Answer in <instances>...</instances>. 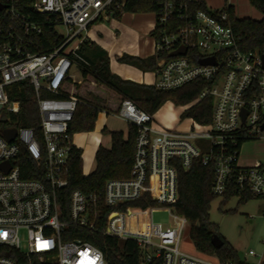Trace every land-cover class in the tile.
<instances>
[{"label":"built area","instance_id":"2783aa9c","mask_svg":"<svg viewBox=\"0 0 264 264\" xmlns=\"http://www.w3.org/2000/svg\"><path fill=\"white\" fill-rule=\"evenodd\" d=\"M198 1L160 4L150 36L164 64L154 71L152 86L174 91L205 81L202 94L183 108L189 111L211 97L212 122L203 125L189 118L192 129L187 132L154 128L155 115L124 99L113 114L137 128L130 177L89 193H69V162L77 148L69 128L81 101L66 88L82 83L73 69L91 66L79 53L89 28L114 17L126 0H0V264H31L12 251L28 261L37 257L40 264H108L104 253L87 241L89 233L136 241L142 264H233L181 251L189 223L175 210L178 166L187 172L196 160L214 165V194L223 196L234 183L239 192L264 199V158L252 166L239 164L247 142L264 141V67L261 55L240 49L227 10H197ZM23 6L44 18L62 38L60 44L47 53L32 51L43 26L24 14ZM182 48L186 55L170 57ZM209 59L216 65L201 64ZM25 81L34 88L39 111L32 128L16 127L15 121L21 103L12 100L13 87ZM44 92L51 97L42 98ZM7 130H16L12 141L3 135ZM201 140L208 142L207 149L200 148ZM148 196L156 206L131 205ZM159 211L173 223H156ZM248 256L259 259L246 264H263L254 251Z\"/></svg>","mask_w":264,"mask_h":264},{"label":"trees","instance_id":"16d2710c","mask_svg":"<svg viewBox=\"0 0 264 264\" xmlns=\"http://www.w3.org/2000/svg\"><path fill=\"white\" fill-rule=\"evenodd\" d=\"M164 0H126L124 7L117 9L115 18H122L123 14H156L160 10V4ZM250 4L263 15L262 20L252 18H238L233 6L228 3L224 8L227 10L230 25L233 28L240 49L244 52H257L264 55V0H249ZM197 10H206L204 0H199L195 5ZM22 12L30 15L35 21L43 26V35L36 39L34 53H47L54 46L60 44L62 38L45 22L43 17L33 13L29 7H22ZM156 34L153 33L152 36ZM79 53L90 62L89 68H82L84 81L93 80L94 84H101L105 90L98 89L96 85L89 87L82 84H69L67 94L74 95L81 102L78 105L73 122L70 124L69 132L74 137L79 133H90L95 130L99 114L102 110L110 113L118 112L124 99L133 101L139 108L149 114H157L168 102L176 106H185L195 101L206 89V82L199 80L192 82L181 89L174 91H159L154 86L138 84L124 80L112 73L108 53L94 42L86 39L80 46ZM159 56L139 58L130 55H123L119 58L121 63L137 65L144 72H154L159 68ZM12 100L21 103V112L15 117L16 127H36L39 122V111L34 88L29 81L21 82L13 87ZM111 92L110 102L113 107L107 106L106 94ZM51 97L46 92L42 98ZM213 99L205 98L193 109L183 113L196 122L207 125L212 122ZM103 132H107L106 128ZM112 148L107 150L99 147L96 156V169L90 175H84L83 151L74 148L70 157L68 180L70 182L69 193L80 190L89 193L102 189L111 180L128 179L131 174L137 128L129 124L128 137L123 132H111ZM241 146L239 147V150ZM215 176L214 165L203 166L200 160L194 161L191 169L185 171L178 166V188L179 201L175 204L176 213L184 217L190 227V238L196 250L205 256L215 257L222 263L246 264L241 260L237 250L223 238L219 233V227L211 222L210 210L212 202L222 197V205L225 206L233 197L240 198V203L260 197H255L249 192H239L236 184H230L223 196L213 192V181ZM132 206L147 208L156 206L157 203L150 197L131 203ZM214 235L219 236L224 245L217 249L213 245ZM89 243L100 249L108 264H142V251L134 240L121 241L118 239L103 237L98 234H88ZM16 259L21 262L38 263V258L33 257L28 261L18 252L12 251ZM154 264H161L154 263ZM264 264V263H263Z\"/></svg>","mask_w":264,"mask_h":264},{"label":"rangeland","instance_id":"374dc122","mask_svg":"<svg viewBox=\"0 0 264 264\" xmlns=\"http://www.w3.org/2000/svg\"><path fill=\"white\" fill-rule=\"evenodd\" d=\"M206 2L208 4L207 8L212 10H222L226 3L229 5L234 4V6L240 8V13H244L243 17L248 16L252 18L255 12L260 14L252 7L249 0H206ZM137 16H144V18H153L156 20V14L153 13L138 14ZM132 17L133 14L131 13L123 14L120 19L111 17L109 21L104 17L94 23L90 28L95 31L99 40L110 43V46H112V33L116 32L119 34V41L115 50L121 55V57L125 52L134 56V54L138 55L140 50L150 51L153 44L152 37L150 35H148V37H143L144 32L140 30L141 22L135 21L134 23V18ZM118 25L123 27L124 34H121V30L117 28ZM127 28L129 30H127ZM58 32L62 35L66 34L65 29L62 27H59ZM127 65L133 68L135 72L141 74V76L144 73V71L137 65ZM72 73L75 75L76 80L80 81L83 79L82 71L80 69L75 68L72 70ZM137 77L140 76L138 75ZM149 77L150 75H148L146 79H149ZM92 81L93 80L83 81L82 85L89 87L90 84H94ZM94 85H96L98 89L105 90V88L99 83ZM106 96L107 106L110 108L113 107L114 104L110 102L111 92H107ZM168 105L169 104L163 106L161 110L155 114L154 128L169 126L179 132H187L191 130L192 122L190 119L186 117V115L182 117L184 113L183 106H176L173 104V111L171 112V110L167 108ZM175 116L177 117L174 119ZM7 125H11V123ZM128 126V123L115 117L113 113L108 115L102 110L93 132L74 135V145L83 149L85 158L83 167L84 174L90 175L96 169L95 154L98 148L95 145V136L102 138V147L108 150L111 148L110 133L121 131L122 128ZM105 128L107 132L104 133L103 130ZM199 146L201 149H207L208 142L201 140ZM263 158L264 141H251L243 146L239 158V164L241 166H252L258 160H262ZM222 201L223 198L219 197L212 202L210 210L211 222L219 227L220 235L237 250L241 260L245 261L247 258L250 262H258L259 258L248 256L249 251H254L264 262V199L255 198L247 203H240V198L233 197L225 206L222 205ZM154 221L164 225L173 223L170 215L162 211L154 214ZM181 251L191 256L200 255L190 238V227H187L183 233Z\"/></svg>","mask_w":264,"mask_h":264},{"label":"crops","instance_id":"0c3cea01","mask_svg":"<svg viewBox=\"0 0 264 264\" xmlns=\"http://www.w3.org/2000/svg\"><path fill=\"white\" fill-rule=\"evenodd\" d=\"M207 7H208V4L206 2V0H204ZM227 5V3H226ZM225 5V7H226ZM229 5V4H228ZM229 6H233L234 7V10H235V14L236 16H238L239 18L243 19V18H251V17H243L244 13H240V8L234 6V4H231ZM224 7V8H225ZM253 7V6H252ZM223 8V9H224ZM254 8V7H253ZM255 9V8H254ZM256 10V9H255ZM258 11V10H256ZM259 12V11H258ZM260 13V12H259ZM138 15V14H137ZM136 14H133V17L134 18V23L135 21H140L141 25H140V30H142L144 32V36L143 37H148V35L151 34L153 28L155 27V24H156V20L153 19V18H144V16H137ZM252 19H255V20H262L263 19V15L262 13L260 14H257V12H255V14H253L252 16ZM94 25V24H93ZM119 30H121V34H124V29L121 25H118L117 27ZM127 30H129L127 28ZM88 40L94 42L95 44H97L98 46H100L103 50H105L107 53H108V57H109V60H110V69L112 71L113 74L121 77L122 79L124 80H128V81H132V82H136L138 84H145V85H149V86H152L153 83L155 82L156 80V76L154 74V72H149V73H143L142 76L141 74L135 72V70L133 68H131L129 65L127 64H123L119 61V58H121V55L119 53L116 52L115 48H116V45L119 41V34H117L116 32H113L112 35H111V45L110 46L108 42H105L103 40H99V38L96 36V33L93 29L90 28L89 32H88V36H87ZM124 55H130L128 52H125ZM155 55V48H154V43L152 44V48L150 51H146V50H140L138 55L137 54H134V56H139L140 58L144 59V58H148L150 56H154ZM130 56H133V55H130ZM117 58V59H116ZM140 76V77H137V76ZM150 75L149 79H146V77ZM138 78V79H137ZM140 78V79H139ZM84 81V79L80 80ZM81 83V84H82ZM167 104H169L167 106L168 109L171 110V112L173 111L172 110V105L173 103L171 102H168ZM166 104V105H167ZM106 113V112H105ZM107 114V113H106ZM177 116L174 117V119L176 118ZM126 122V121H125ZM128 123V122H126ZM129 125V123H128ZM118 132H123L125 134V138L128 137V132H129V126L128 127H125V128H122L121 131H118ZM96 139L99 140V143L97 145L96 143ZM94 141H95V145L96 147L99 149L100 146H103V141H102V138L99 137V136H95L94 138ZM78 149H81L83 151L82 148L78 147ZM111 148H112V139H111ZM110 148V149H111ZM97 149V151H98ZM108 149V150H110ZM96 151V153H97ZM96 156V154H95ZM83 167H84V153H83ZM86 175V174H84ZM245 260H248L247 258ZM263 261V260H262ZM250 262V261H249ZM250 263H253V262H250ZM264 263V262H263Z\"/></svg>","mask_w":264,"mask_h":264},{"label":"water","instance_id":"95a60500","mask_svg":"<svg viewBox=\"0 0 264 264\" xmlns=\"http://www.w3.org/2000/svg\"><path fill=\"white\" fill-rule=\"evenodd\" d=\"M4 9V6L0 4V10H3ZM108 21L110 20L109 18L107 19ZM187 54V50L185 48H182L176 52H173L170 54V57H176V56H179V55H186ZM262 61H263V67H264V55L262 56ZM164 64V61H161L159 62V66L163 65ZM201 64L202 65H216V61L215 59H209V60H203L201 61ZM243 115H244V118L247 116V112H243ZM4 137L8 140V141H12L15 136H16V130H7V131H4L3 133ZM2 166H0L1 168ZM213 245L215 246V248L217 249H220L223 245H224V242L223 240L217 236V235H214L213 237Z\"/></svg>","mask_w":264,"mask_h":264},{"label":"bare ground","instance_id":"6f19581e","mask_svg":"<svg viewBox=\"0 0 264 264\" xmlns=\"http://www.w3.org/2000/svg\"><path fill=\"white\" fill-rule=\"evenodd\" d=\"M172 106H173V105H172ZM95 141H96V143H97V145H98V143H99V140H98V139H96Z\"/></svg>","mask_w":264,"mask_h":264}]
</instances>
